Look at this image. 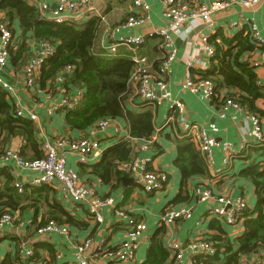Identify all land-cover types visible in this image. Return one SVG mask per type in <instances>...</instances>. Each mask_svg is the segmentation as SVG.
Instances as JSON below:
<instances>
[{"label": "crops", "instance_id": "obj_1", "mask_svg": "<svg viewBox=\"0 0 264 264\" xmlns=\"http://www.w3.org/2000/svg\"><path fill=\"white\" fill-rule=\"evenodd\" d=\"M149 6L147 19L140 28L132 30L121 29L117 32L113 31L115 28L126 19V17L134 12L133 0H91L89 4V11L77 20L79 25H85L93 19L99 20V28L94 40V53L97 56L106 57L104 46L109 44L107 34L111 33L114 39L120 36H128L131 33L145 36L156 30L165 28L167 26L166 20L162 16L163 3L162 0H142ZM183 1V0H180ZM192 1V0H187ZM240 1V0H237ZM57 0H49V6L54 8ZM3 15L0 13V20ZM211 22L214 29L209 30L206 24L200 20L189 22L181 35L173 36L174 48L176 50V59L170 65L164 81L167 84L166 91L163 95L169 96L171 99L178 100L184 106V113L190 123L202 126L211 142V149L213 155V167H207L202 163L199 155L198 145L183 139L177 132V127L174 123L163 126V118L166 114L169 104L163 101L159 106H143L141 108L134 105L135 101L131 97L135 94L130 91V97L126 101V109L133 113L139 114L145 110L153 112L154 116V132L152 134L148 151H141L138 147L145 145L146 140L138 138H131L129 133V125L126 119H114L118 124L119 130L109 128L106 132L99 134V139L104 152L108 149L116 147L119 143L124 142L130 149L129 160L137 158L152 157L150 164V171L164 172L169 176V180L164 189L158 194H147L140 187L137 177L131 174H125L116 170L113 165L110 179L107 183H103L98 177V174L93 172L92 167L99 162L102 155L98 158L91 159L87 164H77L75 159L67 157V166L72 168L80 179V182L93 190L96 195L107 198L110 197L115 202L116 211H124L133 216L137 221L146 223L149 231L148 236L140 240L139 247L136 253L135 261L132 263L120 264H142L146 259V255L150 245V239L153 233L160 225V216L166 206H186L192 210V218L188 221L178 220L172 226L174 239L182 244V249L185 251L184 259L180 264H188L189 253L188 246L192 241L203 239L210 241L217 233L215 228H211V220L204 219L208 217L210 208L217 206L215 196H228L231 198H238L246 196L249 209H253L256 204V196L254 187L251 183L235 174L249 162L260 163L264 161V156L254 155L251 160H243L247 156L242 151L243 145H251L253 138L252 125L247 118V111L245 109L233 110L229 109L225 113V117H220L219 106L208 102L202 92L192 94L186 90H182L181 85L185 78L184 61L190 58L198 59L202 65L192 70L191 73L195 78H202L205 71L209 68L210 60L207 58L206 51L201 43V37L209 38L219 29H222L225 36L231 38L240 31L243 26L254 25L258 30L259 36L264 42V2L254 6L253 8H242L240 5H233L231 8L214 13L211 16ZM15 35H21V26L15 22ZM46 41L36 40L31 36H27L26 43V58L20 61L19 68L10 66L9 59L7 67L0 70L1 77L12 86L13 92L7 94L11 98V104L14 112L17 108L23 110L25 114L32 113L37 115L38 122H35L37 127V139L42 141H54L58 138L68 137L71 139H78L86 137L88 130L77 131L71 130L64 124L65 109L58 104L61 99L65 97L66 92H63L62 85L51 84L50 88H44L41 92L35 93L26 89L24 84V66L31 57H33L40 48V45ZM260 51L263 48H256L254 52L248 54V58L254 59L259 66L255 69L257 76V84L264 85V60L260 58ZM139 54L146 59L145 66L150 72H154L159 64L161 58L160 38L153 34L152 37H146L144 46L140 49ZM122 59H131L132 51L128 47L120 46L117 48L115 55ZM56 81V80H55ZM79 89L69 91L68 96L75 95ZM158 93V92H157ZM159 95V93L157 94ZM217 96V95H216ZM133 103V105H132ZM140 103V101H139ZM257 106L263 108L264 102L258 101ZM230 145L237 153L232 159L228 171L222 170L223 154L222 148L224 145ZM17 138L12 139V143L7 150L18 153V150L23 146ZM191 146L195 151L198 162V167L202 175L192 177L187 182V198L181 204H172L173 200L181 194V174L174 162L178 156V147ZM4 149L0 147V155L4 153ZM6 169L13 178L14 183H21L26 186L35 176L32 172L23 168L15 160H10L5 166L0 163V171ZM121 173V174H120ZM120 174V175H118ZM122 178H126L127 182H122ZM50 188V187H49ZM211 189L215 194L214 197L201 200L203 193ZM54 198L66 208L69 214L83 223L76 227L66 225L69 228V236H54L45 235L37 236L32 230L17 231L16 226L5 228L0 234V262L6 254L11 258L14 252L21 244L24 248H30L34 243H42L50 246L54 255V264H63L68 262L71 264L73 260L74 249L73 246L81 243L85 239L91 240V246L85 252V256L92 261L93 252L97 244L102 239L111 249L117 247L124 239V229L120 222H117L114 215V209H104L102 212L103 223L97 224L94 220L87 219V211L82 207H74L72 204L63 199L58 188L53 189ZM120 206L121 209H117ZM119 207V208H120ZM47 206H42L37 213V220L39 221L43 216L50 213ZM18 213V212H17ZM13 213V214H17ZM127 213V214H128ZM20 219H32L34 213L32 211H23L18 213ZM203 219V224L195 226L194 223L199 218ZM47 219V218H46ZM45 219V220H46ZM44 220V222H45ZM217 220V219H216ZM222 220V219H221ZM217 221L224 236L233 242L236 237L242 235V222H240L239 229L229 227L223 220ZM120 221V220H118ZM121 221L123 219L121 218ZM167 230V228H166ZM18 252V251H17ZM45 258L48 257L47 251L39 252ZM60 254V259H57ZM19 255V254H18ZM245 258V257H244ZM245 260L251 264L264 262V248H257ZM22 264V257L19 260ZM24 262V261H23ZM27 264H40L39 262H28ZM96 264H110L106 259H100Z\"/></svg>", "mask_w": 264, "mask_h": 264}, {"label": "trees", "instance_id": "obj_2", "mask_svg": "<svg viewBox=\"0 0 264 264\" xmlns=\"http://www.w3.org/2000/svg\"><path fill=\"white\" fill-rule=\"evenodd\" d=\"M29 1L0 0V13L3 15L0 24L7 25L14 40V45L9 50L10 66L19 68L20 61L26 58L27 36L49 42L54 47V52L40 69L37 78L38 87L41 90L50 88L58 76H63L61 87L66 94L74 89L82 92L76 108L72 111L65 110L64 124L68 128L86 131L101 119L122 118L128 122L131 138L150 139L154 132L153 112L145 110L136 114L126 109V101L131 95L129 79L133 72V62L130 59L108 55L103 57L94 53V40L100 25L99 20L93 19L85 25H79L76 21L56 23L44 19L37 6L30 5ZM15 22L21 26L20 36L15 35L13 29ZM208 44L214 48V56L210 59L209 68L202 78L214 83L217 96L212 99L211 104L220 105L224 100L230 99L249 114L257 115L263 123V138L258 144L250 145L243 151L247 156L243 160H251L257 154L264 156V106L263 108L257 106L258 101L264 102V89L257 84L251 57H247L256 49L250 29L248 26H243L231 38L225 36L223 30L219 29L208 38ZM67 69L71 72L67 73ZM133 99L139 100L136 94L131 97V100ZM139 101H135L134 105L141 108L143 102L139 103ZM177 133L179 134V131ZM13 138L24 144L17 153L22 161H34L44 157L41 142L37 139L35 122L16 117L11 98L5 91L0 90V147L6 150ZM129 153L128 145L121 142L116 147L106 150L92 170L98 174L103 183H107L113 165L116 162H127ZM197 162L195 151L191 146L178 147V156L174 165L181 174V194L173 200V205L174 203L179 205L187 198L185 190L188 180L202 175ZM199 166L202 167L200 164ZM235 175L249 181L254 187L256 196L254 208L252 210L247 208L239 216L242 222V235L231 242L224 236L219 223L217 224L218 220L211 219L210 226L215 228L217 235H214L209 242L215 246L216 252L211 256H192L193 264H241L257 248H264V161L249 162ZM183 193L186 195L183 196ZM42 206H47L51 212L38 221L37 213ZM119 207L117 206V209H121ZM23 211L34 213L35 226H40L47 220L76 227L83 223L56 201L53 189L46 185L33 188L27 184L22 193H18L13 178L4 168L0 171V216L5 212L13 214ZM165 234L166 229L160 224L151 236L146 259L142 264L171 263V251L164 246ZM31 247L34 251L33 257L22 259V264L28 262L54 264V255L50 246L34 243ZM43 250L47 251L49 258L39 253ZM19 260L21 257L16 250L13 258L6 254L0 264H20Z\"/></svg>", "mask_w": 264, "mask_h": 264}, {"label": "built area", "instance_id": "obj_3", "mask_svg": "<svg viewBox=\"0 0 264 264\" xmlns=\"http://www.w3.org/2000/svg\"><path fill=\"white\" fill-rule=\"evenodd\" d=\"M91 0H57L56 6L51 8L49 0H30V5H36L42 17L56 23H65L69 21H77L89 11ZM264 0H162V16L167 22L165 28L156 30L145 36L137 35L134 32L128 36H120L114 39L111 33L107 34L109 44L104 46V52L107 55H115L117 48L120 46L128 47L132 51L130 61L133 62V72L129 79L130 91L136 94L142 106H159L163 101L168 102L169 107L163 118V126L171 123L177 127L179 135L188 142L196 143L199 149V155L202 163L207 167H213V155L210 139L205 129L197 124L190 123L184 113V106L178 100L171 99L167 95H163L166 91L167 84L164 81L170 65L176 59V50L174 48L173 36L181 35L184 32L185 26L194 20H200L209 30H213L211 16L214 13L225 11L233 5H240L242 8H253ZM134 12L130 13L126 19L115 28L117 32L121 29L132 30L142 27L147 19L149 6L142 0H133ZM251 37L256 48H263L264 42L259 36L258 30L254 25H249ZM155 34L160 38L161 58L154 72H150L145 66L146 59L139 54L140 49L144 46L146 37H152ZM12 33L7 28L5 23L0 24V70L7 67L10 56L9 50L14 45ZM201 43L206 51L207 58L210 60L214 56V48L208 44V38L202 36ZM54 52V47L49 42H43L40 45L37 53L27 61L24 66V84L26 89L35 93L42 90L37 85V78L40 74V69L45 60ZM260 58L264 60V51H260ZM252 66L256 69L259 64L252 59ZM202 62L195 58H190L184 61L185 78L182 82V90L191 92L192 94L202 92L205 99L211 102L216 97L214 83L209 79L195 78L191 71L199 68ZM67 73L71 70L67 69ZM63 76L56 78V84L63 83ZM54 82V83H55ZM53 83V84H54ZM259 85V83H258ZM261 86V85H260ZM264 89V85H263ZM0 90L7 94L13 92V88L0 75ZM64 92V89H63ZM157 92L159 95H157ZM82 92L79 90L75 95L63 97L58 104L66 111H72L81 99ZM241 110L238 103L233 100L226 99L219 106L220 117L224 118L226 111L229 109ZM18 118H27L33 122H38V117L35 114H25L22 109L17 108L15 112ZM247 118L252 125L253 138L251 145L258 144L263 138V123L261 119L254 114L247 112ZM112 128L115 131L119 130L118 124L114 119H101L97 121L88 130L86 137L78 139L58 138L54 141L44 140L41 143L44 157L34 161H22L17 154L10 150H5L0 155V163L4 166L10 161L15 160L19 165L28 171L35 174L34 178L28 183L30 187H40L46 185L52 189L58 188L63 199L69 201L74 207H82L87 211V219L94 220L97 224L103 223L102 212L104 209H114V215L117 222L122 224L125 234V239L115 248L110 246L102 239L96 245L93 252L92 261L85 256L86 250L91 246V240L85 239L81 243L73 246V260L71 264H96L100 259H106L110 264L132 263L135 261L136 253L139 247L140 240L148 236V227L143 221H137L129 213L124 211H116L115 202L112 198H102L95 194L87 186L80 182L78 174L67 166V157L75 159L77 164L85 165L91 159L98 158L104 152L99 134ZM150 140V139H148ZM151 141L145 142V145L139 146L141 151H148ZM250 145H243L244 151ZM240 153V152H239ZM239 153H237L230 145L226 144L222 148L223 161L222 170L228 171L231 161ZM152 157L137 158L127 162H116L115 167L118 172L131 174L137 177V181L142 190L147 194H158L167 185L169 176L164 172H153L149 170ZM14 187L18 193H22L24 185L14 183ZM215 193L208 189L203 193L201 200H206L214 197ZM217 206L210 208L208 217L204 219L223 220L229 227L239 229L240 214L249 208L246 196L231 198L228 196H215ZM17 214L5 212L0 216V234L5 228L16 226L17 231L32 230L37 236L54 235V236H69V228L66 225L58 224L53 220H47L40 226L33 225V220L20 219ZM160 224L166 230L164 237V246L171 251V263L180 264L184 259L185 251L182 249V244L174 239L171 226L178 220L188 221L192 218V210L186 206H166L160 216ZM121 218L123 221H121ZM120 220V221H118ZM221 220V221H222ZM222 221V222H223ZM203 224L202 217L195 221V226ZM189 261L188 264H193L191 257L195 255L215 254L216 248L210 242L197 239L192 241L189 246ZM18 254L22 259L33 257L34 251L32 247L24 248L21 244L17 249ZM58 254L57 259H60ZM241 264H251L247 260H243ZM257 264H264L258 262Z\"/></svg>", "mask_w": 264, "mask_h": 264}, {"label": "water", "instance_id": "obj_4", "mask_svg": "<svg viewBox=\"0 0 264 264\" xmlns=\"http://www.w3.org/2000/svg\"><path fill=\"white\" fill-rule=\"evenodd\" d=\"M158 94V93H157ZM128 180L126 178H122V182H127Z\"/></svg>", "mask_w": 264, "mask_h": 264}]
</instances>
